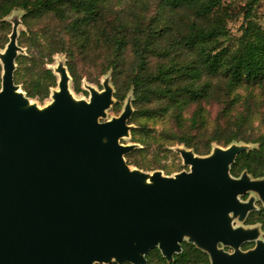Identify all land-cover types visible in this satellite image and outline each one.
Here are the masks:
<instances>
[{"label": "water", "instance_id": "water-1", "mask_svg": "<svg viewBox=\"0 0 264 264\" xmlns=\"http://www.w3.org/2000/svg\"><path fill=\"white\" fill-rule=\"evenodd\" d=\"M16 37L13 22L0 49V264H147L151 248L170 263L183 240L210 264H264L257 230L232 225L254 209L253 198L241 195L256 192L264 203V176L230 174L249 148L232 141L206 155L182 150L189 170L173 176L130 168L124 154L132 146L119 142L130 104L100 121L112 102L108 80L77 100L58 61L50 66L51 100L39 107L13 80ZM252 240L254 247L240 249Z\"/></svg>", "mask_w": 264, "mask_h": 264}, {"label": "trees", "instance_id": "trees-1", "mask_svg": "<svg viewBox=\"0 0 264 264\" xmlns=\"http://www.w3.org/2000/svg\"><path fill=\"white\" fill-rule=\"evenodd\" d=\"M111 1L0 0V49L11 31L7 15L15 8L24 11L21 20L25 29L20 31L18 43L26 47L27 54L17 59L14 81L28 97L42 102L56 86V75L47 65L53 64L58 53L66 55L65 65L76 93L82 91L83 77L98 84L110 71L116 100L113 109L131 90L133 118L136 114H167L190 103L217 99L218 82L226 93L243 84L263 83L264 27L247 20L238 46H222L226 20L221 0H158L152 16L141 15L130 3L121 6L117 0ZM185 9L192 17L181 27L174 15ZM250 14L248 7L247 19ZM152 102H164V106L148 107ZM247 123L246 115H240L209 131L195 114L191 132H167L166 136L192 147L198 155L208 154L212 143L255 142L257 147L237 154L230 174L237 177L245 170L258 178L264 176V132L254 134ZM136 151L128 153L126 160L144 168L132 158ZM255 222L264 227V207L248 214L246 223ZM181 249L167 263L159 250L152 248L146 254L147 264H210L208 255L193 244L183 241Z\"/></svg>", "mask_w": 264, "mask_h": 264}, {"label": "rangeland", "instance_id": "rangeland-1", "mask_svg": "<svg viewBox=\"0 0 264 264\" xmlns=\"http://www.w3.org/2000/svg\"><path fill=\"white\" fill-rule=\"evenodd\" d=\"M132 1L133 0H117L116 2L121 6H125L130 3L132 8L143 16H152L155 13V3L157 4L158 2V0H156V2L154 3H152V1L154 0H138V3L134 4L132 3ZM221 2L223 7L222 13H224L223 15L226 20V33L221 37L220 42L222 46H229L231 49H234L238 46L242 33V27L245 26L247 20H251L257 26L259 25L261 27H264V0H221ZM248 7H251V14L247 19V17L245 16V12ZM23 12L24 11L22 9L15 8L6 17V19H8L11 23V26L13 22H17L16 44L18 46V49L16 52V57L14 59V72L17 69V59L27 54L26 47L23 45H19L18 43L20 31L25 29L21 20ZM191 17V11L186 9L178 10V13L174 15V20L176 21V23L181 24V27H183ZM53 60L54 65L58 61L65 64L66 55L64 53L55 54ZM50 66L51 64L47 65V67L49 68ZM84 70L94 72L93 70L95 69L85 68ZM110 74V71H108L106 74L102 75L99 78L98 84L89 82L85 77H83L81 79L82 91L79 93H76L73 90L72 81L70 80L69 88L73 97L77 100H89V97L91 95L90 89L93 88L95 91L100 92L101 90H103L102 83L106 79L108 80V83L112 87L114 93V86L111 82ZM14 83L18 84L20 86V89L24 91L21 84L16 83L15 81ZM216 85L220 88V91L216 93L217 99L201 101L200 103H190L181 110L173 109L167 114L164 113L151 117L139 116L136 114V116L133 118L135 108L133 106V94L131 90L128 92L125 99L120 104H118L115 109H113V105L116 103V100L112 95V102L110 106L105 110V117L101 118L100 121H105L109 120L112 117H117L123 111L126 104L129 103L131 108V115L126 121V125L128 127L127 134L123 138L119 139V142L122 145L132 146V148L124 154L126 163L130 166V168H137L142 172L152 173L153 171H161L163 175L173 176L180 171L189 170V165L183 163L181 151L190 150L194 152V150L192 147H186L185 145L178 143L173 139L167 138L166 133L191 132L190 123L195 114L200 120H202L203 125L207 126V129L209 131L214 128L216 124L223 125L225 121H231L236 118V116L238 117L240 115H246L248 122L247 125L248 127H250V131H252L254 134L264 132V81L261 85L243 84L227 93L226 91H224V85L221 82L216 83ZM52 90L53 89L51 88L50 93L52 92ZM30 99L33 103H35L39 107H42L51 100V97L49 95L42 102L36 98ZM147 106H150L151 108H157V106H164V102H152ZM225 107L229 108L226 112L223 111V108ZM233 143L236 144V146H243L249 149L257 147V143L255 142L233 140ZM212 147L221 148L225 146L217 143H212L211 148ZM134 149L138 151L133 153L132 158L142 164L144 168L127 162L125 156ZM250 177L253 178L251 175ZM249 198H253L254 200V209L249 211L243 220H238V218L236 217L232 218V225L233 227L240 226L244 229L255 228L257 230L256 238L264 241V227L262 226V224L260 222L246 223L248 214L250 212L258 211L260 208L264 207V203L259 198L256 192L248 191L240 196V199L242 201H246ZM183 241L187 242L186 240ZM255 242L256 240L247 241L240 246V249H250L254 247ZM219 247H222L225 251L228 252L233 251V248L229 246H222L221 244H219Z\"/></svg>", "mask_w": 264, "mask_h": 264}, {"label": "bare ground", "instance_id": "bare-ground-1", "mask_svg": "<svg viewBox=\"0 0 264 264\" xmlns=\"http://www.w3.org/2000/svg\"><path fill=\"white\" fill-rule=\"evenodd\" d=\"M16 91L19 92L18 89ZM27 104H30V100H28ZM142 183L148 185L149 184L148 178L144 177L143 180H142Z\"/></svg>", "mask_w": 264, "mask_h": 264}]
</instances>
